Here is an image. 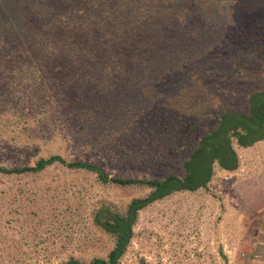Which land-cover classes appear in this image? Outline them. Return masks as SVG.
Returning <instances> with one entry per match:
<instances>
[{"label":"rangeland","instance_id":"1","mask_svg":"<svg viewBox=\"0 0 264 264\" xmlns=\"http://www.w3.org/2000/svg\"><path fill=\"white\" fill-rule=\"evenodd\" d=\"M234 1L243 7V13H255L243 22L260 23L263 0ZM198 12L191 10L190 17H198ZM256 34H246V41L255 44V53H262L264 39ZM10 50L12 54L14 49ZM7 53L6 46H0L1 110L21 111L30 120L11 115L10 121L17 125L14 133L4 126L6 116L0 115L1 166L31 165L38 158L59 155L67 161L96 163L110 176L161 178L178 172L183 159L181 140L173 149L160 153L156 157L160 161L153 162L159 137L152 145L147 131L128 136L123 127L132 122L149 126L160 115L186 113L188 106L192 109L196 104L194 94L174 93L173 107L168 102L170 95L160 98L151 89L135 94L133 103L127 104L132 100L130 93L129 100H122L97 87L98 94L104 95L99 96L101 100L92 96L83 105L72 96L74 88L45 72L44 63L28 68L29 59L15 52L18 65L8 64ZM243 65L246 71L238 76L231 75V68L223 71L225 77H231V84L220 90L228 107L245 105L251 90L264 91V59L255 54L246 56L244 62L237 63L238 67ZM14 86L18 87L11 96ZM202 101L205 108L217 103L211 94ZM143 102L149 107L146 117L139 109ZM133 114L142 118H131ZM184 118L190 115L186 113ZM148 136L151 140H146ZM123 139L131 146L120 145ZM138 141L141 161L135 162L129 152ZM233 148L239 160L235 172L215 167L208 189L174 194L138 213L120 264H264V142L246 149L233 144ZM158 165L161 169L154 168ZM145 194L142 188L100 185L91 173L59 165L36 175H0V264H60L69 257L87 263L93 257L105 256L113 239L92 224V211L100 204L122 211L130 200Z\"/></svg>","mask_w":264,"mask_h":264},{"label":"trees","instance_id":"2","mask_svg":"<svg viewBox=\"0 0 264 264\" xmlns=\"http://www.w3.org/2000/svg\"><path fill=\"white\" fill-rule=\"evenodd\" d=\"M194 9L200 11L198 17H190ZM242 10L234 0H0V46L8 50L7 63L18 65L15 52L29 59L28 68L44 63L45 72L74 88L72 96L83 105L92 96L101 100L104 95L98 94L97 87L112 97L121 96L122 100H129L131 95L127 104L133 103L135 94L151 89L160 98L170 95L168 102L173 107L174 93L194 94L196 104L192 109L188 106L186 112L190 118H184L186 113L173 112L172 117L160 115L158 120L155 115L152 124L146 125L148 128L136 122L123 127L128 136L147 131L152 145L157 140L154 138L159 137V146L153 148V162L160 161L156 157L181 140L180 175L177 172L161 178L110 176L96 163L67 161L59 155L38 158L31 165H0L2 176L36 175L59 165L91 173L103 186L146 191L144 196L130 200L122 211L104 204L92 211V224L113 239L107 255L93 257L87 263L69 257L60 264H120L140 211L174 194L208 189L215 167L225 173L238 169L233 144L246 149L264 142V91H249L245 105L237 108L226 106L220 95V90L231 84V77H225L223 71L231 68V75L238 76L246 71V66L238 67L237 63L244 62L246 56L255 54L264 59V49L263 54H256L255 44L248 45L246 41V34L251 32L264 39V8L257 26L243 22L244 17L255 13L245 14ZM39 49L43 52L39 53ZM17 87L9 91L11 96ZM209 94L217 103L205 108L202 99ZM148 108L146 102L139 108L145 117ZM1 111L0 103V115L7 120L4 126L14 133L17 125L10 121L11 115L30 120L21 111ZM131 118L142 116L133 114ZM125 140L120 145L131 146ZM140 151L138 141L129 152L135 162L141 161L137 156Z\"/></svg>","mask_w":264,"mask_h":264}]
</instances>
